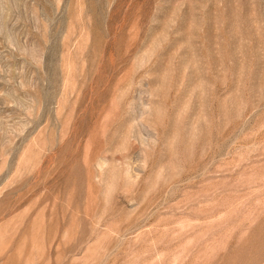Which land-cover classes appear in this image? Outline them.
<instances>
[{
  "label": "rangeland",
  "instance_id": "1",
  "mask_svg": "<svg viewBox=\"0 0 264 264\" xmlns=\"http://www.w3.org/2000/svg\"><path fill=\"white\" fill-rule=\"evenodd\" d=\"M0 264H264V0H0Z\"/></svg>",
  "mask_w": 264,
  "mask_h": 264
}]
</instances>
